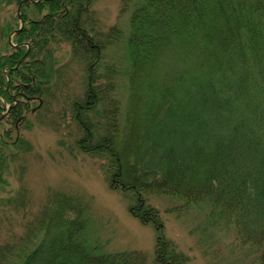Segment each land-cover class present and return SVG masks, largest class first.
<instances>
[{
	"label": "trees",
	"instance_id": "16d2710c",
	"mask_svg": "<svg viewBox=\"0 0 264 264\" xmlns=\"http://www.w3.org/2000/svg\"><path fill=\"white\" fill-rule=\"evenodd\" d=\"M94 1L15 0L23 25L0 53V110L16 101L0 121V218L15 204L2 188L17 155L2 127L56 104L75 125L74 146L105 161L109 187L131 193L132 216L155 226L157 264L188 259L163 235L148 198L156 194L204 203L205 223L232 231L264 264V0H135L121 81L103 52L115 28L96 27ZM73 67L83 73L79 93ZM12 145L29 146L21 137ZM44 211L17 242L0 243V264H146L140 252L96 254L77 197L57 194Z\"/></svg>",
	"mask_w": 264,
	"mask_h": 264
},
{
	"label": "rangeland",
	"instance_id": "374dc122",
	"mask_svg": "<svg viewBox=\"0 0 264 264\" xmlns=\"http://www.w3.org/2000/svg\"><path fill=\"white\" fill-rule=\"evenodd\" d=\"M127 1L124 4V0H95L92 5L98 19L96 27L105 34L115 28V32L110 33L112 41L103 52L104 60L121 71L117 75L118 81H121L122 71L128 64L129 14L135 0ZM16 3L15 0H0V53L3 54L9 52L6 41H12L13 30L21 24L16 10L19 4ZM9 27L6 35L5 30ZM71 73L73 92L79 93L83 73L79 67H73ZM116 92L123 113L127 94L122 87ZM1 106L0 112H4L9 103L2 100ZM131 108H142L137 98ZM60 111V106L53 104L47 114L42 109L29 114L30 120L26 123L10 122L2 127L8 132L5 138L9 146L6 148L12 153L17 152V155L3 174L6 184L2 195L13 194L15 204L8 215L0 218V243L17 242L25 221L31 223L43 219L48 214L44 211L45 203L54 200L57 194H66L77 197L84 204L87 212L85 239L89 246L95 248L96 254L140 252L146 264H157L154 257L158 236L155 226L132 216L129 207L135 203L130 200L131 193L109 187L105 161L74 146L72 132L75 133V125L69 113L63 117ZM153 113L146 111L149 117ZM18 137L29 144L28 150L21 148L15 151L12 142ZM148 198L159 212L164 237L175 252L187 257L188 264H258L251 248L233 242L232 231L205 223L208 207L204 203L185 204L183 200L167 194ZM23 199L27 202L24 209Z\"/></svg>",
	"mask_w": 264,
	"mask_h": 264
},
{
	"label": "water",
	"instance_id": "95a60500",
	"mask_svg": "<svg viewBox=\"0 0 264 264\" xmlns=\"http://www.w3.org/2000/svg\"><path fill=\"white\" fill-rule=\"evenodd\" d=\"M29 1H31V0H29ZM21 4H22V2L18 5V8L16 9V10H17V16H18V18H19L21 24H20V27H19L17 30L13 31V32H18V30H20L21 27H22V25H23V20H21V16H20ZM13 32L10 34V36L13 34ZM10 44H11L12 46H15L11 41H10ZM14 104H16V101L13 102L11 105H9V106L6 108V111L3 112V113L0 115V121L2 120V118L4 117V115H6V113L10 110V108L14 106Z\"/></svg>",
	"mask_w": 264,
	"mask_h": 264
}]
</instances>
